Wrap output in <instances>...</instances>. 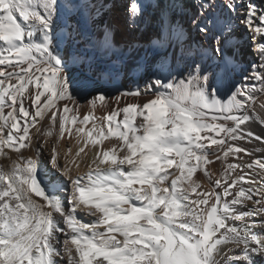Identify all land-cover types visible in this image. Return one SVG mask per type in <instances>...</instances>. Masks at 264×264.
Wrapping results in <instances>:
<instances>
[{"label":"snow or ice","instance_id":"obj_1","mask_svg":"<svg viewBox=\"0 0 264 264\" xmlns=\"http://www.w3.org/2000/svg\"><path fill=\"white\" fill-rule=\"evenodd\" d=\"M119 6L0 0V157L10 161L0 166V264H264V178L236 174L264 170V159L245 164L249 149L229 143L264 142L246 127L264 126L254 95L264 93V74L254 65L259 89L244 75L220 94L238 67L237 21L264 57V10L251 0H126L122 23L105 19ZM121 30L129 38L117 44ZM149 30L145 49L137 35ZM209 34L210 45L198 39ZM71 66L113 84L133 77L134 90L112 97L117 105L150 98L97 123L92 111L108 99L97 90L81 118L76 93L92 80H74ZM73 128L82 146L71 160L69 148L62 164L55 144L44 155L47 138L72 137ZM88 145L95 156L78 175L72 165ZM216 161L225 164L213 180Z\"/></svg>","mask_w":264,"mask_h":264},{"label":"bare ground","instance_id":"obj_2","mask_svg":"<svg viewBox=\"0 0 264 264\" xmlns=\"http://www.w3.org/2000/svg\"><path fill=\"white\" fill-rule=\"evenodd\" d=\"M94 2L98 3V0H94ZM125 3H126V0H120V6L118 9L115 10L116 16H118L120 19L123 18ZM217 3L218 4L221 3V0H217ZM251 3L255 4L259 10H264V0H251ZM157 14H158L157 9L155 8L148 9V15L152 17L153 20L155 19ZM189 14L191 13L189 12ZM105 19L107 18L105 17ZM174 19L177 21V23L181 22L182 19L184 20V22L187 21L186 17L182 18L178 15L174 17ZM118 22H120L119 19H118ZM256 22L257 23L259 22L258 16H257ZM239 25L240 26H238V28L239 30H241V34L239 33L240 34L239 38H237L238 44H239V56H238L237 69H242V73H240L241 75L235 74L237 69L233 72H229L228 76L226 77L224 81V86L220 89L221 95H224L225 93H227L233 84L242 82L241 79L244 75H249L250 77L248 81L249 84L256 83L257 89L261 87V84L259 82L251 79V73L253 71V66L255 65L256 66L255 70L257 72L264 74V68L260 67V65L264 63V57H261L258 54V52L254 49L253 43L248 39L250 33L247 31V29L242 24H239ZM150 35H151V30L145 31L143 34H138L137 38L141 42H148ZM128 38H129L128 34L125 32L123 38L122 39L120 38V39L123 42L124 40ZM198 39L201 40L206 45H210L212 42V34H209L207 37H198ZM71 76L74 80H77V81L86 79V78L92 80V86L89 88L87 92L77 90V93H76L77 100L79 104L81 105V108H80L81 118L84 114H86L87 112L91 110L90 106L87 103L89 95L94 97L97 93V90H100V91H103L106 97H108V99H106L103 102L97 101V107L94 111H92V115L95 117V122L97 123H103L104 122L103 117L108 112H110L113 108L123 107L127 103H141V102L146 101L148 98H150L144 95H141L139 97L128 96V97L122 98L120 104L117 105L115 100L112 99V97L116 95L118 90H121V91L134 90L136 87V82L134 80H133L134 81L133 84L130 83L131 85L127 84L126 82H123V79H121L119 82L115 84H113L111 81L105 82L104 80L97 79L96 77H86L85 69L80 66H71ZM127 81L129 83V80ZM143 84H144L143 82L140 83L142 87H143ZM254 95L257 96L256 105H255L256 114L264 118V109H261L259 107L260 104H264V93H260L257 91L256 93H254ZM120 118H122V114ZM91 126L92 124L90 122L88 127L90 128ZM246 127H249L251 130L255 131L258 135L264 134V126L259 125L258 122L256 121H253L250 125H247ZM46 128H47V124H43L42 131ZM32 131H35V130L33 129ZM56 135L57 134L54 132L52 137L47 138L44 155L48 156L50 154L51 147L55 144L58 148L59 153L61 154L60 161L63 164L64 163L63 155L68 152V149L71 148L72 150L71 153L69 154V160H71L72 157L75 155V152L78 150V147L82 146V142L80 145L77 144L75 128H73L72 137H69L66 132L64 138L59 139V141L57 142ZM114 142H115V138H111L110 140H105L103 141V144L100 146H97V148H103L106 150L108 147H110L111 143H114ZM229 143H240L242 144L243 147H246L249 149V152L251 153L250 156H244L243 154H241V157H240L241 159H245L246 164L251 163L252 161L258 158L264 159V142L253 140L250 144L244 143V142H231V141ZM213 147L215 148L217 146H213ZM6 151H8V155L12 159H15L14 153H12L9 150H6ZM22 151L24 152L26 156L30 155V152L28 150H22ZM220 154L222 156V153ZM94 156H95V149L93 148L92 145H88V147L85 148V152L81 153L79 157H76V164H79V168H76V165L73 164L72 165L73 171L78 175L86 174L89 171L88 165L90 164ZM8 163H10V161L8 160L7 157H0V166L7 165ZM226 163H235V162L233 161L232 157H229ZM224 164H225L224 161H216L213 165L209 166L210 171L212 173L213 180L220 177L221 173L224 170ZM172 171H174V169H172ZM246 171L248 173H246ZM246 171L245 173L251 176L253 179L264 178V170H260L258 167L251 169V170L248 169ZM245 173H241L237 171L236 174L239 175V174H245ZM200 183L204 189H210L211 187V185L207 183L206 178L204 180H201ZM244 186L249 187L251 185H244ZM36 199L41 200L42 198L37 197ZM85 221L87 222V219H85Z\"/></svg>","mask_w":264,"mask_h":264},{"label":"rangeland","instance_id":"obj_3","mask_svg":"<svg viewBox=\"0 0 264 264\" xmlns=\"http://www.w3.org/2000/svg\"><path fill=\"white\" fill-rule=\"evenodd\" d=\"M107 19H109V18H111L114 22H116V23H122V21H123V18H119L118 16H116V14H114V15H112L111 17H106ZM118 19L120 20V22H118ZM238 26H240L239 24H238V21L236 22V24H235V27H236V31H235V35H236V37L237 38H239V35L241 34V30H239V28H238ZM239 31V32H238ZM246 32V31H245ZM124 31L123 30H121V31H118L117 32V34H116V37H115V39H116V42H117V44H120V42H122L121 41V39L123 38V36H124ZM240 33V34H239ZM148 35V34H147ZM121 38V39H120ZM143 44H144V48L145 49H147L148 48V42H143ZM150 55V56H149ZM152 57H153V54L151 53V52H149L148 53V59H149V61L151 62L152 60ZM240 73H242V69H237L236 70V72H235V74H239V75H241ZM127 76V75H126ZM126 76H124L122 79H123V82H126L127 84H129V85H131V84H133V77H131V76H127V78H126ZM149 76H150V73L148 74V75H145V76H141V77H139V83H144V81L145 80H147L148 78H149ZM130 78V79H129ZM239 78V77H238ZM127 79V80H129V83H128V81L125 80ZM242 80V79H241ZM130 81H132V82H130ZM125 83V84H126ZM131 83V84H130ZM47 127H48V125H47ZM41 139H43V138H41ZM241 159V158H240ZM260 159V158H259ZM241 160H244L243 162L246 164V161H245V159H241ZM233 161L235 162V163H237L238 161L237 160H235V159H233ZM61 162V161H60ZM248 170L247 168H244L243 169V171L241 172L240 170H237V171H239V172H241V173H245V171L246 170ZM246 173H248L247 171H246ZM245 173V174H246ZM81 216H83V214H80ZM83 218L84 219H87L88 220V218L86 217V216H83Z\"/></svg>","mask_w":264,"mask_h":264}]
</instances>
